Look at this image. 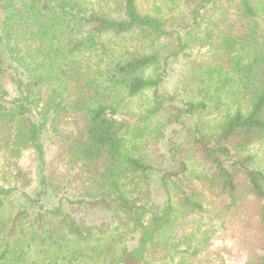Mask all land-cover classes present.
I'll return each mask as SVG.
<instances>
[{"label": "trees", "instance_id": "16d2710c", "mask_svg": "<svg viewBox=\"0 0 264 264\" xmlns=\"http://www.w3.org/2000/svg\"><path fill=\"white\" fill-rule=\"evenodd\" d=\"M205 218L264 264V0H0V264H231Z\"/></svg>", "mask_w": 264, "mask_h": 264}, {"label": "rangeland", "instance_id": "374dc122", "mask_svg": "<svg viewBox=\"0 0 264 264\" xmlns=\"http://www.w3.org/2000/svg\"><path fill=\"white\" fill-rule=\"evenodd\" d=\"M175 73L176 74L172 77V79L170 78L169 82L167 83L169 89H175V81H176L175 79H177V77H178V73L176 70H175ZM146 98H148L147 95L144 97L136 98L134 100V102L131 104V107L137 108V107L143 105L145 103ZM147 102H146V104H147ZM169 134L171 135L172 133L170 132ZM57 166H59L61 168L60 161H58ZM198 168L201 169L200 167H198ZM196 186L206 194L205 196L207 198H210L211 200H213V198H214V200H217V198H216L217 191L214 188L213 189L208 188L207 184L201 183L199 181L196 182ZM157 193L158 192L156 191V195L158 196ZM208 202H210V201H208ZM216 203H218V201ZM258 206H259V203L258 204L257 203L250 204L247 211L245 213H243V214H245L246 217H248V219H246V221H251L248 224H254L255 223V221H256L255 213H256ZM224 220L226 221L225 223L228 224L229 226H230V224H232L231 223L232 221H230L229 218H226ZM204 222L210 224V226L215 225V227L217 229V232H216L217 235L212 240V246H213L212 252H214V256L216 255L215 250H217L219 248V246H222V247L227 246L228 252L230 254V256L228 255L229 262L231 264H243V261L246 259V257H245L246 245H247L246 240L252 241L253 240V238H252L253 234H249V233H246L244 235L240 234V237H238L239 240H237L238 243L235 244L234 243V236L232 235V233L234 231L232 229L231 230L226 229L221 224V221L219 219L214 220V221H210L209 218H205ZM190 227H191V225H189L188 228H190ZM243 230H247V229L244 228ZM249 231H252V230L249 229Z\"/></svg>", "mask_w": 264, "mask_h": 264}]
</instances>
